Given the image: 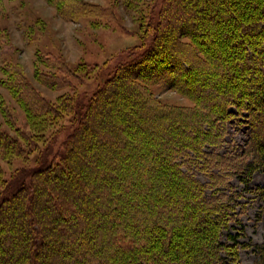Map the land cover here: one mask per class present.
Returning a JSON list of instances; mask_svg holds the SVG:
<instances>
[{
	"label": "trees",
	"instance_id": "trees-1",
	"mask_svg": "<svg viewBox=\"0 0 264 264\" xmlns=\"http://www.w3.org/2000/svg\"><path fill=\"white\" fill-rule=\"evenodd\" d=\"M47 2L66 19L94 12L82 0ZM139 28L146 40L97 72L89 95L73 89L52 101L20 65L4 67L0 84L24 116L19 124L0 101V264L238 259L244 244L228 231L239 223L234 198L219 188L231 189L229 174L243 182L264 175V0H154ZM39 54L34 78L49 89L71 87L72 72L88 69ZM155 84L191 104L162 102ZM66 114L71 129L51 161L10 186L3 162L35 151ZM240 117L247 140L239 151L218 153L226 123ZM257 190L264 223V185ZM255 251V264H264V240Z\"/></svg>",
	"mask_w": 264,
	"mask_h": 264
},
{
	"label": "rangeland",
	"instance_id": "rangeland-1",
	"mask_svg": "<svg viewBox=\"0 0 264 264\" xmlns=\"http://www.w3.org/2000/svg\"><path fill=\"white\" fill-rule=\"evenodd\" d=\"M82 1L93 7L94 12L74 20L62 17L47 0H0V80L5 77L4 67L13 62L20 65L27 78L52 101L73 89L89 95L99 85L97 72L110 69L124 58L128 49L146 40L140 31L139 21L154 0ZM46 52L61 58L73 70L78 64L86 65L88 69L77 74L72 72L73 75L69 76L71 87L49 89L34 78L39 66L37 55ZM42 69L50 71L44 67ZM152 90L162 102L169 105L191 104L180 94L159 85H152ZM1 100L10 105L17 122L22 123L23 112L8 90L0 84ZM71 120V115L66 114L49 127L45 139L26 157L15 158L12 165L3 162L10 186L17 185L30 169L51 161L71 129ZM239 120L240 124L234 120L226 123V142L217 149L218 153L239 151L247 140L246 118L240 117ZM0 122L5 124L1 112ZM194 172L201 182H209L201 171ZM227 180L231 189L223 186L219 189L234 198L230 205L239 219V223H232L233 227L228 231L238 232V240L244 244L239 245L238 259L233 264H255L256 245L264 240V223L260 217L263 216V201L257 190L264 185V175L256 171L247 182H243L240 176L233 173L229 174ZM211 192L210 187L205 188L206 195H211ZM228 231H224L223 240H227Z\"/></svg>",
	"mask_w": 264,
	"mask_h": 264
}]
</instances>
